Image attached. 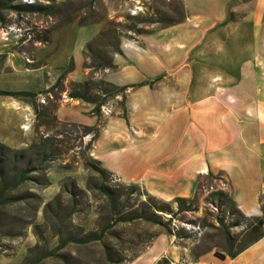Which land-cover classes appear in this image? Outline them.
I'll list each match as a JSON object with an SVG mask.
<instances>
[{
    "label": "rangeland",
    "instance_id": "rangeland-1",
    "mask_svg": "<svg viewBox=\"0 0 264 264\" xmlns=\"http://www.w3.org/2000/svg\"><path fill=\"white\" fill-rule=\"evenodd\" d=\"M55 6L51 14L0 9V90L17 92L0 93V143L6 147L0 168L7 173L6 182H12L23 167V160L12 159V149H23L28 166L36 167L25 181L6 192L14 198L0 205V264H122L159 230L171 235L185 254L175 264H192L206 256L216 259L227 250L236 251L253 235L245 228L256 219L231 213L226 201L229 193L221 179H202L182 204L183 209L176 210L175 202H165L174 213L168 218L169 213L156 211L160 214L158 223L141 217L117 220L136 213L144 204L159 206L164 201L138 188L129 190V185L86 167L93 132H84L83 126L58 119L55 114L59 103L70 102L67 92L79 79L80 71L85 72L82 81L101 80L94 74L102 69L94 66L97 55L110 57L118 35L136 34L125 27L129 23L127 14L151 19L136 24L149 31L176 19L179 3L55 0ZM98 20L103 22L102 30H112L115 36L108 33L94 42L99 52L84 47L78 68L75 64L82 34L74 35L73 30ZM104 86L111 91L109 85ZM102 94L90 86L86 90L90 99L112 102L108 94ZM42 142L45 145H34ZM99 183L108 194L98 187ZM217 191L221 194L217 195ZM259 218L264 220V211ZM236 219L239 223L232 224ZM101 227L106 229L99 240L67 241L52 254L44 253L59 238L80 237ZM259 230H264V223ZM262 238L264 241V235ZM251 256L256 258L255 254Z\"/></svg>",
    "mask_w": 264,
    "mask_h": 264
},
{
    "label": "crops",
    "instance_id": "crops-1",
    "mask_svg": "<svg viewBox=\"0 0 264 264\" xmlns=\"http://www.w3.org/2000/svg\"><path fill=\"white\" fill-rule=\"evenodd\" d=\"M175 1L183 10L181 19L118 35L111 67L94 73L114 90L107 93L109 114L95 112L94 102L71 97L55 114L97 127L90 155L119 183L174 202L191 197L202 179L217 177L245 218L261 217L264 0ZM102 28L98 20L73 30L82 34L78 68L85 44ZM180 255L185 254L171 235L159 230L122 264H156L161 257L175 264ZM215 257L192 264H264L263 238L232 256Z\"/></svg>",
    "mask_w": 264,
    "mask_h": 264
},
{
    "label": "trees",
    "instance_id": "trees-1",
    "mask_svg": "<svg viewBox=\"0 0 264 264\" xmlns=\"http://www.w3.org/2000/svg\"><path fill=\"white\" fill-rule=\"evenodd\" d=\"M18 0H0V9L1 8H11L13 10H15L16 12H39V13H43V14H51L53 12V9L55 6V0H43L44 2H16ZM179 16L176 19H171V20H166L165 23L163 24H170L173 23L175 21H178L179 19H181L183 17V10L181 9V6L179 4ZM126 17L129 19V23L125 26L127 29H132V31L136 32V33H140V32H145L142 28H137L136 24L140 23V22H149L152 21L149 18H144L143 16H141V14H127ZM110 34L111 37H114L115 34L112 30H101L97 36L95 38H93L92 40H90L89 42H87L85 44V49L89 50V51H98V48H94L93 47V43L96 42L99 38H105ZM117 41V38H116ZM113 50H116V42L113 46ZM99 52V51H98ZM96 54V53H95ZM96 62L94 64L95 68H104V67H111V59L110 57L104 58L101 56V54L97 55L96 57ZM84 66H89L88 64L84 63ZM90 83V85L88 84ZM104 85H108L106 82H104L103 80H97V81H82V82H75L72 84V86L70 87L69 91L67 92V95L71 98H77V99H81V100H85V101H90V102H94V107L93 110L95 112H98L100 104L102 103V101L95 99H90L86 96V90H88L89 86L91 87L92 90L94 91H99L101 90L102 93L104 95L111 94L114 92V90L108 91L107 87ZM0 93L2 94H15L17 95V92H11V91H3L0 90ZM26 93V92H25ZM28 93V92H27ZM84 127V132H89L92 131V135L90 140L93 141L96 138L97 135V127H89V126H83ZM45 142H42V144H34L35 146L38 145H45ZM33 145V146H34ZM6 147L0 143V160L1 157L4 153L3 149H5ZM11 153V157L13 160H23L24 165L23 167H20L14 180L12 182H6L5 176L7 175V173L5 171H3L0 168V205L2 203H5L7 201L12 200L14 197L12 196H8L6 194V192L12 188L17 186L18 184L22 183L23 181H25L28 178V173L34 169H36L35 166H28V159L24 154L23 149H12L10 150ZM42 153V152H41ZM44 155H46V153H43ZM84 165L86 167L91 168L92 170H94L95 172H97L99 175L101 176H106L108 175V173L99 165V162L92 158L91 155H89L85 162ZM98 187L105 193L108 194V190L103 186L102 183L98 184ZM135 189L134 186L129 185V190H133ZM217 195L221 194L220 191L215 192ZM151 198H153L152 196H150ZM187 200H189L188 198H181V197H177L174 199V202L177 204L176 210H180L183 209L182 208V204L184 202H186ZM226 201L229 203V207L231 208V213H235L237 214V216H242L243 214L238 210V208L235 206V204L233 203L232 199L230 198V196H227ZM156 211H163V212H167L169 213V217L170 218L172 216V214L174 213V211L169 207V205L165 202H162L161 205L159 206H154V205H150V204H144L141 208H139V210L131 215L122 217L119 216L117 217V220H123V219H133L135 217H141L146 221H150V222H154V223H158L160 220V214H158ZM256 219V223H250L246 226L245 230L247 231V233H253V235L248 238L244 243H242L236 251L234 252H230L229 250H227V254H229L230 256L234 255L235 253H237L238 251H240L241 249H243L246 245H248L250 242L255 241L257 238L261 237L264 235V230H259V226L264 223V220L257 217ZM239 221L238 219L234 220V222L232 224L236 225L238 224ZM105 227H101L97 232H88L86 234H83L80 237H69L66 236L64 238H59L57 244L50 250L44 252L46 254H52L54 252L55 249H58L60 247H62V245H64L67 241H72V242H78V243H85L88 241H92V240H99L104 231H105ZM218 257V256H217ZM115 262H118L119 260H114ZM11 264H17V263H11ZM156 264H168V260H166V258L161 257L157 260Z\"/></svg>",
    "mask_w": 264,
    "mask_h": 264
},
{
    "label": "built area",
    "instance_id": "built-area-1",
    "mask_svg": "<svg viewBox=\"0 0 264 264\" xmlns=\"http://www.w3.org/2000/svg\"><path fill=\"white\" fill-rule=\"evenodd\" d=\"M114 98H120L119 94H116L114 96ZM112 101V100H111ZM111 107H112V102H110L109 100H106L104 103L100 104L99 107V111L103 114V115H107L110 113L111 111ZM172 264V263H171ZM205 264H211V263H205Z\"/></svg>",
    "mask_w": 264,
    "mask_h": 264
}]
</instances>
